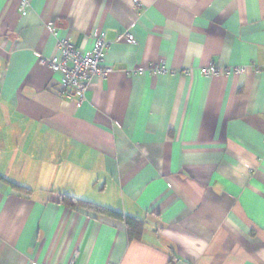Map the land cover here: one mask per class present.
Masks as SVG:
<instances>
[{"label": "crops", "instance_id": "crops-1", "mask_svg": "<svg viewBox=\"0 0 264 264\" xmlns=\"http://www.w3.org/2000/svg\"><path fill=\"white\" fill-rule=\"evenodd\" d=\"M137 2L0 0V264H264V0ZM51 28L105 33L82 99Z\"/></svg>", "mask_w": 264, "mask_h": 264}, {"label": "built area", "instance_id": "built-area-1", "mask_svg": "<svg viewBox=\"0 0 264 264\" xmlns=\"http://www.w3.org/2000/svg\"><path fill=\"white\" fill-rule=\"evenodd\" d=\"M134 5L139 6L137 0ZM56 36V51L53 55L41 60L57 76L58 82L64 91L77 93L82 99L87 92L94 77L104 78L110 71L104 65L105 51L108 47L105 33H101L93 43L91 49L83 51L75 47L70 38L60 36L55 28L50 29ZM124 37L128 43L134 42V37L127 32ZM242 68H234L237 73ZM231 68L219 69L217 67L205 68L204 74L208 76H217L220 73H229ZM69 264H76L75 260L69 261Z\"/></svg>", "mask_w": 264, "mask_h": 264}, {"label": "trees", "instance_id": "trees-1", "mask_svg": "<svg viewBox=\"0 0 264 264\" xmlns=\"http://www.w3.org/2000/svg\"><path fill=\"white\" fill-rule=\"evenodd\" d=\"M11 185L16 189H21V190L23 189L17 185H14V184H11ZM60 201L68 207L81 208V209H85L88 211H93L98 214H103V215H107V216L122 220L126 225V232H127L128 238L131 240L140 239L143 222L137 218L127 216L122 213L103 208L101 206L95 205L87 201L79 200L69 195H63L62 197H60Z\"/></svg>", "mask_w": 264, "mask_h": 264}]
</instances>
